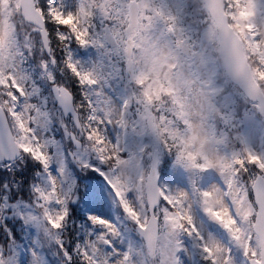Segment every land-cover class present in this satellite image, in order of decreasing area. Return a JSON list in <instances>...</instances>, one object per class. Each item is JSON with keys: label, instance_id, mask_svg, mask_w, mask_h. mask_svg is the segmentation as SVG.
Returning a JSON list of instances; mask_svg holds the SVG:
<instances>
[{"label": "snow or ice", "instance_id": "snow-or-ice-1", "mask_svg": "<svg viewBox=\"0 0 264 264\" xmlns=\"http://www.w3.org/2000/svg\"><path fill=\"white\" fill-rule=\"evenodd\" d=\"M198 12L186 28L157 0H0V264H24L17 225L29 264H264V0ZM221 77L243 112L222 107ZM72 164L91 173L77 183ZM9 173L30 190L10 198ZM108 199L115 218L89 211L99 230L78 238L80 205Z\"/></svg>", "mask_w": 264, "mask_h": 264}, {"label": "trees", "instance_id": "trees-1", "mask_svg": "<svg viewBox=\"0 0 264 264\" xmlns=\"http://www.w3.org/2000/svg\"><path fill=\"white\" fill-rule=\"evenodd\" d=\"M201 3V0H182V4H181V12H180V16L182 17V21H183V26L184 27H190L194 24H196L200 17H199V5ZM219 84L220 87H222L224 89V92L221 94L220 96V100H221V104L222 107L224 108L225 111L231 112L233 110L237 111V112H243L246 106V100L244 95H238L237 91H235V87H233V85L228 81L225 82L223 77L220 78L219 80ZM226 95H230L231 97V103L228 107L224 106V103H222V101H224V98ZM217 127L218 128H223L224 127V123L223 121H217ZM58 136L60 135L59 133L57 134ZM254 149H256L257 151H264V142H261L260 140L258 141L257 146L252 145ZM163 161H162V173H166V169L169 168L170 163L172 162V158L168 157V156H164L162 157ZM17 163H19L17 161ZM70 168L75 170L74 167L72 165H70ZM7 170L4 168H0V174L6 172ZM20 171H23V168L20 169ZM75 181L77 183H79L80 181V176H86L89 175V173H91V170L89 169L87 172H78L77 170H75ZM78 173V175H77ZM102 176L99 173H93L92 174V180L94 179H100ZM6 179H8L9 181V187L11 189V191L8 193L9 197H13L16 195H23L26 194L30 188L25 187L24 183H23V177H14L11 173H9V175L6 177ZM14 179H18L20 181V185L19 186H14L13 185V180ZM0 183H2V181H0ZM31 181H29V185H30ZM3 189H0V195H3ZM21 202L23 203L24 200L23 199H19L17 200V202ZM79 203V202H77ZM81 208V215L82 218H76L73 217L72 218V222L70 223L69 227L71 228L72 232L80 239H83L84 236V222L86 220V215L84 213V207L83 205H80ZM5 225H7V227L11 228L13 227V222L11 221V219H6V220H0V239H3L4 237L7 236V232L5 231ZM17 231L20 232L21 235V240L18 241V243H21V245L23 244V242L25 241V230L21 229L19 227V225H17ZM131 238V237H130ZM48 246L45 245V248L42 250V255L45 256V259H50L52 257V255L54 254V249L52 253H48L47 251Z\"/></svg>", "mask_w": 264, "mask_h": 264}, {"label": "rangeland", "instance_id": "rangeland-1", "mask_svg": "<svg viewBox=\"0 0 264 264\" xmlns=\"http://www.w3.org/2000/svg\"><path fill=\"white\" fill-rule=\"evenodd\" d=\"M160 1H161V5H163L165 8L170 9L172 12L176 14L178 13V6H177L178 0H160ZM75 55L77 59H80L82 62L90 63L97 58V50L92 47L82 48L77 46L75 50ZM113 87L119 88L118 85H113ZM225 101L227 104L229 103L230 100H225ZM258 141L259 138L253 141L252 145L257 146ZM167 171H168V175L165 174L162 175V179L165 183H170L173 186H180V187L184 186L187 183V174L183 170L177 169L172 162L170 163ZM72 175L74 176L73 172ZM93 182L97 185H100L102 188L106 183L104 180H96ZM216 182H219V174L214 172L210 175L205 176L202 180V183H216ZM84 210L87 216V220L85 221V225H84V239L87 238V236L91 232H95L99 230V226L92 225L91 221L88 220L89 211H91L93 214H107L112 216L113 218H115L116 215L110 199L107 200L105 206L102 208L97 207L89 210L84 207ZM221 231L223 230L221 229ZM25 236L26 239L24 243L21 245L20 255L24 261V264H29L30 255L25 256V251H24V246L30 243L27 231L25 232ZM192 264H197V257L192 261Z\"/></svg>", "mask_w": 264, "mask_h": 264}]
</instances>
